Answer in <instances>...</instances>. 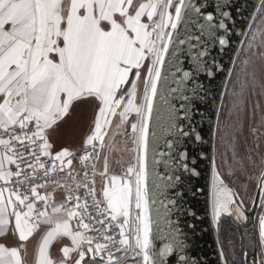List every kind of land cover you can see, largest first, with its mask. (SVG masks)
Wrapping results in <instances>:
<instances>
[{"label": "snow or ice", "instance_id": "6c2138e0", "mask_svg": "<svg viewBox=\"0 0 264 264\" xmlns=\"http://www.w3.org/2000/svg\"><path fill=\"white\" fill-rule=\"evenodd\" d=\"M184 7V0L175 5L173 0H0V181L3 182L0 185V237L5 240L10 235L18 237L19 245L8 247L0 242V264H24L22 242L28 241L42 224L48 228L39 245L37 264H56L50 258L49 248L53 241L65 237L71 245L62 247L60 264H98L97 256L103 261L105 253L107 264H118L108 243L96 242L94 237L87 235L89 231H99L84 223L85 214L94 219L87 213L90 207L87 201L81 206L80 198L76 197V207L53 206L50 214L47 211L50 197L41 196L37 191L38 187L45 185L32 186L27 191L16 186L29 179H20L23 170L18 160L34 172L38 167L44 169L45 177L49 175L46 166L40 163L37 148L41 155L51 157L52 144L47 130L68 115L76 102L97 106L94 131L86 141L91 150L89 155L82 157L84 161L90 155L99 159L96 149L104 148L105 128L111 124L110 117L117 115V109L123 105L119 113L122 122L131 112L139 117L131 126L133 133H138L135 139L136 164L126 169L124 177L108 176L105 159L104 168L99 173L104 178L103 201L97 199L94 187L89 188V195L92 196L91 207L97 210V215L107 214L111 221L123 217L118 227L121 230L119 235L124 239L119 243L125 247L117 251L126 255L131 250L142 257L143 264H160L149 255V122L164 58L173 41L172 33L183 18ZM261 9L264 4L257 11ZM207 19L212 20V15ZM260 32L257 29V33ZM252 38L254 40L256 35ZM220 43L226 41L221 39ZM142 69L146 73L144 102L137 105ZM184 76L190 77L191 73L185 72ZM197 91L194 89L193 94L196 95ZM17 126L21 134H17ZM5 135L8 139L3 138ZM95 141H99V145ZM14 142L24 149L30 147L28 155L35 164L25 159L24 152L17 150ZM71 156L72 153L64 149L56 154L55 160L63 165V158ZM6 162L9 166L15 164L17 170L14 172L11 167H6ZM67 163L71 165L72 160L68 159ZM51 170L56 171L55 164ZM91 183L94 184L95 180ZM83 186L88 187V184ZM259 189L264 207V172L259 178ZM235 195L224 186L217 173L214 183L217 218L223 213L231 215L230 206L236 204V219H247L243 202L234 199ZM33 198L44 202V210H37ZM68 200L73 197L69 195ZM80 207L84 208L83 213L77 211ZM133 209L137 212L135 221L138 222L134 245L125 235ZM73 220L77 221L75 227ZM96 223L105 231L111 230L110 223L105 225L103 220ZM259 235L264 244V217H260ZM104 239L116 242L110 236ZM171 251L168 247L160 255ZM259 264H264V254Z\"/></svg>", "mask_w": 264, "mask_h": 264}, {"label": "water", "instance_id": "95a60500", "mask_svg": "<svg viewBox=\"0 0 264 264\" xmlns=\"http://www.w3.org/2000/svg\"><path fill=\"white\" fill-rule=\"evenodd\" d=\"M263 3L184 0L149 122V255L160 264H227L214 208L217 129L238 55ZM236 208L231 205L243 233L244 264H259V183L251 207L242 203L246 220L236 219ZM168 247L172 251L161 256Z\"/></svg>", "mask_w": 264, "mask_h": 264}, {"label": "rangeland", "instance_id": "374dc122", "mask_svg": "<svg viewBox=\"0 0 264 264\" xmlns=\"http://www.w3.org/2000/svg\"><path fill=\"white\" fill-rule=\"evenodd\" d=\"M178 2L179 0H173L174 5ZM171 11L174 15V8ZM257 29H260L261 32L257 33ZM250 32V36L247 37L239 54V63L235 76H233V83L226 94V104L223 102L225 107H222L216 142L217 171L226 182L239 192L248 208L253 203L259 178L264 172V9L260 10ZM254 34L256 38L253 40ZM145 79L146 73L142 69L135 101L137 105L144 102L143 81ZM126 101L127 96H125ZM85 105H87V110L83 112V115L86 118L76 124L78 130L74 129L79 133V137L90 120L94 106L92 103ZM122 109L123 105L118 109L117 115L113 117L109 136L106 137L105 142H107L112 155L111 161L119 160L127 169L136 164L137 145L135 139L138 133H133L131 126L138 122L139 117L135 112H131L127 120L122 122L119 115ZM103 152H105V147ZM113 156L115 157L113 158ZM118 157L119 159H115ZM103 186L99 188L102 201ZM136 214V210L133 209L130 224L125 229V235L129 237L132 245L135 243L134 232L136 223H138L135 221ZM260 217H264V207L261 209L257 222L258 245L260 258H262L264 244L261 243L259 235ZM226 219L234 225L237 224L233 214L223 213L218 217L220 225ZM122 221L123 219L117 220L118 224ZM231 233L229 240L225 239L226 250L232 264H241V248L244 249V238H241L237 231L232 230ZM118 264H143V259L129 250L126 255L124 253L123 260Z\"/></svg>", "mask_w": 264, "mask_h": 264}, {"label": "crops", "instance_id": "0c3cea01", "mask_svg": "<svg viewBox=\"0 0 264 264\" xmlns=\"http://www.w3.org/2000/svg\"><path fill=\"white\" fill-rule=\"evenodd\" d=\"M85 104L86 103H83V102L74 103V106L73 108L69 110L68 115L63 117L61 120L57 121V123L53 125L52 129L47 130V134L49 135V143L52 144V149H51L52 159L55 160L56 154L59 151H62L64 149H67L68 151L72 153L71 157L63 158L64 160L63 165H61L60 161H57L60 168L74 169L75 168V164H74L75 156L79 152H81L83 149L89 146L86 144V141H87V137L92 134V131H94V127H95L94 121H95V117L97 114V106L95 104L92 109L93 111L91 113L90 120L87 123L85 129L81 132L80 137H79V133L74 130V129H77L76 124L81 123L82 120L86 118L83 115V112L87 110V105ZM66 119H69V120L65 122ZM110 119H111V124L105 128V131L107 133L104 138L105 152L102 153V157H100L97 165L101 172L104 168L105 159H107L108 176L110 175L120 176V173H122L121 168L125 166H123L122 162L119 160H116L115 162L111 161L112 155H111V152H109V146H107L106 144L107 142H105L106 137L109 136L108 133L112 126L113 117H110ZM114 157L115 156H113V158ZM68 159L72 160L71 165H68L67 163ZM115 159H119V157ZM5 166L11 167L12 171L15 170L14 164L9 166L7 165V162H6ZM103 181H104V178H101L102 184H100V186L104 185ZM38 193L41 196L50 197V200L48 202L49 207L47 211L51 214V209L53 206H60L61 204L64 205L65 198L67 195V187L61 186V187L43 189V190H39ZM61 218H63V216H61ZM120 219H123V217H120L119 220ZM76 222H77L76 220L72 221L73 227H75ZM47 228L48 226L42 224L41 227L37 229L31 237H29L28 241L22 242L24 244V248L21 249V254H22V259L24 261V264H37L39 245L42 242L44 235L46 234ZM81 230L83 231V229ZM87 235H89L88 232H87ZM17 241H18V237H13L11 235L9 236L7 240H5L4 237H0V242L5 243V245L8 247H18L19 245ZM70 245H71V241L66 237L53 241L52 245L49 248L50 258L53 259L56 262V264H60V261L63 259L62 247L70 246ZM97 261H98V264H107V262L104 261V259L103 261H100L99 256H97Z\"/></svg>", "mask_w": 264, "mask_h": 264}, {"label": "built area", "instance_id": "2783aa9c", "mask_svg": "<svg viewBox=\"0 0 264 264\" xmlns=\"http://www.w3.org/2000/svg\"><path fill=\"white\" fill-rule=\"evenodd\" d=\"M30 128L32 127L31 125L29 126ZM17 134H21V130L17 126ZM4 139H8V136H3ZM97 145H99V142H95ZM24 144L27 145L28 141L25 140ZM14 147L17 148V150H21L24 152L25 159L30 162L35 164V160L28 155V152L31 150L30 147L28 149H24L21 145L18 143L14 142ZM91 150V146L88 148H85L82 150L80 153H78L75 156L74 159V164L75 168L74 169H63L60 168L56 160L52 159L51 157H45L40 154L39 149L37 148V155H40V163H43L46 168L49 171V175L47 177L44 176V169L36 168L35 172L33 171L32 168H28L26 163H23L21 161H17L18 163L21 164V169L23 170V174L20 177V179H24L28 177L27 183H24L22 185H16L19 187L21 191H27L29 190L32 186L36 185H45L44 187H38L37 191L43 190V189H49L53 187H61V186H66L67 187V195L65 198L64 202V207L65 208H74L76 207V197H79V203L81 206L84 205L85 201H87V204L90 206L87 209V213L91 214L94 219H89L88 215L85 214L83 217V220L85 223H88L91 228L93 229H99V231H89V235L95 238L96 242L100 243H108V248L113 252L114 258L118 259L119 261H122L124 258V252L123 251H117L118 248H123L119 241L124 239V237L120 236V228L118 227V222L117 221H111L110 216L107 214L105 215H97V210L93 207L92 205V196L89 195V188H95L96 190V197L97 199H100L98 196L97 192V183H98V178H99V170L97 168V162L99 159L95 158V156H89V159L87 161H84L82 157L85 155H89V152ZM96 152L99 153V157L101 155L102 150L97 147ZM56 165V171L53 172L52 165ZM93 166H95V169H93ZM14 172L17 170L14 164ZM62 169V170H61ZM93 171H95L96 175L93 176ZM85 173H87V176H85ZM15 177L13 178V182H15ZM95 180V183L92 184L91 181ZM87 183L88 187H84L83 185ZM3 182L0 181V185H2ZM79 185V186H78ZM30 194V193H29ZM71 195L73 197V200L69 201L68 197ZM33 201L36 205L37 210H44L43 209V201L35 200L33 198ZM102 207H104L102 203ZM77 211L83 213L84 208L80 207L77 209ZM98 220H103L105 225H108L109 223L111 224V230L110 231H105V228L101 226L99 223H96ZM110 236L115 239V243L108 242L104 239V237ZM104 259H107V254H103Z\"/></svg>", "mask_w": 264, "mask_h": 264}, {"label": "trees", "instance_id": "16d2710c", "mask_svg": "<svg viewBox=\"0 0 264 264\" xmlns=\"http://www.w3.org/2000/svg\"><path fill=\"white\" fill-rule=\"evenodd\" d=\"M232 230L237 231L240 234L241 238L243 237V233H242L241 228L238 225V223L234 225L229 220L226 219L224 223H222L221 225L219 224L220 242H221V246H222L223 253L225 255L227 264H232V262L229 259L227 250H226V245H227L226 240L227 241L229 240V238H230L229 235L232 234L231 233ZM242 246H243V244H242ZM241 260H242L241 264H244V249H243V247L241 248Z\"/></svg>", "mask_w": 264, "mask_h": 264}, {"label": "flooded vegetation", "instance_id": "af4514ba", "mask_svg": "<svg viewBox=\"0 0 264 264\" xmlns=\"http://www.w3.org/2000/svg\"><path fill=\"white\" fill-rule=\"evenodd\" d=\"M251 33V32H250ZM250 33H249V35H248V37L250 36ZM247 41V40H246ZM244 46V45H243ZM243 48V47H242ZM242 50V49H241ZM241 52V51H240ZM238 59H239V56H238ZM237 59V62H236V65H235V68H234V71H233V73H232V77H231V80H230V82H229V85H228V88H227V92L229 91V89H230V87H231V85H232V83H233V76H235V71L237 70V66H238V63H239V60ZM227 92H226V94H227ZM225 100H227L226 99V95H225V99H224V102H225V104H226V101ZM223 106H224V104H223ZM222 106V107H223ZM225 107V106H224ZM224 109V108H223ZM222 111V110H221ZM221 115V114H220ZM121 170L124 172L125 171V167H122L121 168Z\"/></svg>", "mask_w": 264, "mask_h": 264}, {"label": "bare ground", "instance_id": "6f19581e", "mask_svg": "<svg viewBox=\"0 0 264 264\" xmlns=\"http://www.w3.org/2000/svg\"><path fill=\"white\" fill-rule=\"evenodd\" d=\"M256 19H257V18H256ZM256 19H255V20H256ZM252 27H253V26H252ZM248 35H249V34H248ZM231 77H232V76H231ZM230 80H231V79H230ZM229 82H230V81H229ZM78 108H79V107H78ZM68 120H69V119H66V121H65V122H67ZM230 207H231V206H230ZM232 208H233V207H232Z\"/></svg>", "mask_w": 264, "mask_h": 264}]
</instances>
